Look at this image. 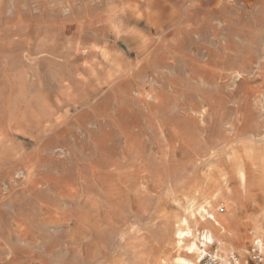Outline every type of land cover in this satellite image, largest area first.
Returning a JSON list of instances; mask_svg holds the SVG:
<instances>
[{"label":"rangeland","instance_id":"374dc122","mask_svg":"<svg viewBox=\"0 0 264 264\" xmlns=\"http://www.w3.org/2000/svg\"><path fill=\"white\" fill-rule=\"evenodd\" d=\"M185 219L264 264V0H0V264H175Z\"/></svg>","mask_w":264,"mask_h":264},{"label":"bare ground","instance_id":"6f19581e","mask_svg":"<svg viewBox=\"0 0 264 264\" xmlns=\"http://www.w3.org/2000/svg\"><path fill=\"white\" fill-rule=\"evenodd\" d=\"M196 211L200 214L202 221H206V218L203 215V211L205 212L206 209L203 207L194 209L192 206L191 211L189 212L190 216L196 217ZM199 222L200 220L196 219V223L199 224ZM182 223L185 225V228L179 229L176 232V238L178 239L177 244L179 248H183L192 259H187L179 255L174 259L175 264H201L203 257L208 253V250L211 247H215L222 255H229L231 252H223L226 242L217 238L215 233L211 230H204L199 233L188 225L186 219ZM230 254H233V252ZM245 264H249V262L247 261Z\"/></svg>","mask_w":264,"mask_h":264},{"label":"built area","instance_id":"2783aa9c","mask_svg":"<svg viewBox=\"0 0 264 264\" xmlns=\"http://www.w3.org/2000/svg\"><path fill=\"white\" fill-rule=\"evenodd\" d=\"M250 255L256 263H264V241L262 239H254ZM202 264H241V262L235 253L222 255L217 249H213L203 257Z\"/></svg>","mask_w":264,"mask_h":264}]
</instances>
